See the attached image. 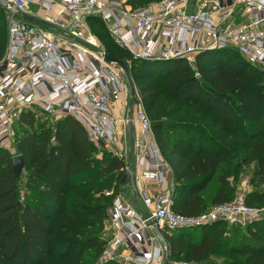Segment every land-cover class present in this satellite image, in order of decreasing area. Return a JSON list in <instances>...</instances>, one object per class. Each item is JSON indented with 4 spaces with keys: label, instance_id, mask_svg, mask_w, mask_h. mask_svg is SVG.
Returning a JSON list of instances; mask_svg holds the SVG:
<instances>
[{
    "label": "trees",
    "instance_id": "16d2710c",
    "mask_svg": "<svg viewBox=\"0 0 264 264\" xmlns=\"http://www.w3.org/2000/svg\"><path fill=\"white\" fill-rule=\"evenodd\" d=\"M89 25L109 56L131 59L102 21L91 18ZM7 45V11L0 6V63ZM196 68L199 78L185 60L133 61L130 68L155 144L173 173V209L198 216L232 201L248 170L247 204L264 207L263 71L230 48L199 54ZM40 116L22 112L13 150L0 148V264H99L127 164L99 156L76 119L52 126ZM17 156L25 161L20 178L13 168ZM164 235L173 261L264 264V221L247 228L217 222Z\"/></svg>",
    "mask_w": 264,
    "mask_h": 264
},
{
    "label": "built area",
    "instance_id": "2783aa9c",
    "mask_svg": "<svg viewBox=\"0 0 264 264\" xmlns=\"http://www.w3.org/2000/svg\"><path fill=\"white\" fill-rule=\"evenodd\" d=\"M7 1L8 45L0 63L2 149L13 150L22 112L40 111L52 126L58 119H76L100 155L108 153L127 164L123 138H129L130 120L117 118L112 104L121 98L128 103L129 89L122 72L105 62L106 51L91 31V18L102 21L116 46L131 55L125 61L129 69L133 61L185 60L199 78V54L230 48L264 71V0H160L142 7H133L129 0ZM41 11H57V18L46 15L38 20ZM136 98L140 125L136 163L144 181L160 188L164 161L139 93ZM127 168L128 164L121 172ZM250 179L242 180L232 201L198 216L175 212L173 190L140 192L147 216L117 195L105 224L106 246L99 264H199L172 259L167 263V248L151 223L164 234L217 222L247 228L264 221V207L247 204Z\"/></svg>",
    "mask_w": 264,
    "mask_h": 264
},
{
    "label": "water",
    "instance_id": "95a60500",
    "mask_svg": "<svg viewBox=\"0 0 264 264\" xmlns=\"http://www.w3.org/2000/svg\"><path fill=\"white\" fill-rule=\"evenodd\" d=\"M0 6L2 7L3 10L9 11V2L7 0H0ZM21 16H24L28 21H30L32 23L36 22V19L33 17H27L24 14H21ZM41 23L43 25L45 24V22H41ZM103 57H104V60L107 64L114 65L115 68L118 69L119 71H121L122 74L124 75L126 82H127V85H128V89H129V112L132 113L133 105H134V102H135V99L137 96V91H136L134 81H133L132 76H131L130 69L128 68L125 61H123V60L115 59V58L109 56L107 53L104 54ZM129 129H130V136L132 138L133 137V124L132 123H130ZM24 166H25V161H24V158L22 156H17L13 159L14 172L18 178H20L22 176ZM122 183H123V185L129 183L132 187L133 193L135 195L137 194V192H138L137 176H136V173L130 167L127 168V170L124 174ZM151 225L153 226V229H154L156 235L159 237L161 242L167 248V259H168L167 263H169V261H171L172 258H171L169 244L165 238V235L157 227V225L155 224L154 221L151 223Z\"/></svg>",
    "mask_w": 264,
    "mask_h": 264
},
{
    "label": "crops",
    "instance_id": "0c3cea01",
    "mask_svg": "<svg viewBox=\"0 0 264 264\" xmlns=\"http://www.w3.org/2000/svg\"><path fill=\"white\" fill-rule=\"evenodd\" d=\"M124 105H125V103H124ZM120 108H121V106L119 104H116L114 107L113 113L115 114V116L117 118L122 119V118H124V114H122V109H120ZM123 109H124V107H123ZM132 112H133V109H132ZM131 115L132 114L129 112V106H128V115L126 116V118L127 119L130 118L129 122L133 124V137L132 138L130 136V129H129V142H130V148H131L130 153L133 154L132 155L133 160H130V161H132V163H133V166L131 169L137 175V188H138L137 194L135 195L133 193L134 197H137L136 198L137 201L140 200L139 194H140V192H142L145 189H147L151 192L161 191L164 194H169L171 192V190H173V187H174V177H173V173H172L171 169L169 168V166L167 164H165V163L163 164V166H164V181L162 183V186H160V188H158L157 186H154L153 184H148L147 182L144 181L143 177L141 176L142 168L139 167L136 163V160H137V158H136L137 157L136 142H137V139L140 137V125L137 122L136 114L134 117ZM129 127H130V124H129ZM130 161H127V164H129ZM127 184H129V183H127ZM130 187H131V185H130ZM157 188L159 190H157ZM131 189H132V187H131ZM144 210H145L146 214L148 215L149 212L145 208H144ZM147 215H143V216H147Z\"/></svg>",
    "mask_w": 264,
    "mask_h": 264
},
{
    "label": "rangeland",
    "instance_id": "374dc122",
    "mask_svg": "<svg viewBox=\"0 0 264 264\" xmlns=\"http://www.w3.org/2000/svg\"><path fill=\"white\" fill-rule=\"evenodd\" d=\"M57 11H54V12H49V13H46L45 11H41L40 14H39V17H38V20H41L43 17H45L46 15L50 16V17H54V18H57ZM37 26H43L41 25L40 23H37L36 24ZM93 33V32H92ZM93 35L97 38L98 40V43L99 45H101V49L102 50H105L106 51V44L100 39V37L97 35V34H94ZM262 75H263V78H264V71L262 72ZM135 85V83H134ZM136 88V91L137 93H139V90L137 89V87L135 86ZM125 101L123 100V98H121L119 101L117 102H114L112 104V110L114 111V107L116 104H119L121 106L120 109H122V114H124V118H126V116L128 115V106H129V101L128 103H126L124 105ZM124 107V109H123ZM137 109H139V101L138 99L136 98L135 99V102H134V105H133V112L131 113L132 115L131 116H135L136 114V111ZM38 115H41L40 114V111H37ZM39 118H44V116H40ZM19 131V128H15V133H14V140L16 139V136H17V133ZM123 145H124V148H126V161H130V160H133L132 159V155L130 152L131 148H130V142H129V138H123ZM99 156L100 153H99ZM129 167L132 168L133 166V163L132 161H130V163L128 164ZM251 170H248L245 174H243L241 176V182L244 178L246 177H249L251 176ZM238 189V188H237ZM121 198L123 199L124 202L128 203L137 213L141 214V215H147L143 206H142V202L140 200H136L137 197H134V194H133V191L130 187L129 184H126V187H124L122 190H121ZM104 233H105V230H104ZM106 238V235L104 236ZM213 260H216L217 262H222L220 258H213ZM204 264H208V263H204Z\"/></svg>",
    "mask_w": 264,
    "mask_h": 264
}]
</instances>
